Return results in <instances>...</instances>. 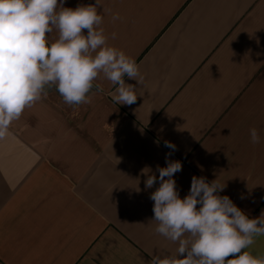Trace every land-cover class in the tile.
<instances>
[{
  "label": "crops",
  "instance_id": "1",
  "mask_svg": "<svg viewBox=\"0 0 264 264\" xmlns=\"http://www.w3.org/2000/svg\"><path fill=\"white\" fill-rule=\"evenodd\" d=\"M80 4L95 0H64ZM102 5L121 17L103 15L108 44L139 66V84L125 77L137 102L115 103L118 85L101 77L90 104L69 106L52 86L10 125L0 139V264H149L175 254L178 242L155 232L150 199L172 152L165 141L182 163L173 177L181 199L195 175L225 184L220 195L250 218L264 211V0ZM144 170L157 176L152 188ZM254 240L245 251L264 257V236Z\"/></svg>",
  "mask_w": 264,
  "mask_h": 264
},
{
  "label": "clouds",
  "instance_id": "2",
  "mask_svg": "<svg viewBox=\"0 0 264 264\" xmlns=\"http://www.w3.org/2000/svg\"><path fill=\"white\" fill-rule=\"evenodd\" d=\"M104 14H110L113 22L121 19L104 8L102 0L74 9L65 7L64 0H0V139L26 108L47 97L52 86L69 106L90 104L88 94L102 77L118 85L112 96L115 103L137 102L136 87L125 83V77L139 84V66L108 44ZM249 135L252 144L261 143L257 128H251ZM164 145L177 150L170 141ZM172 152L166 154V167L157 166L159 187L150 199L155 232L178 242V248L172 255L153 256L149 264H264V257L245 251L255 237L264 236V211L250 218L227 195H220L225 184L195 175L181 199L173 177L182 163L168 158ZM144 174L145 189L152 188L157 176L145 170Z\"/></svg>",
  "mask_w": 264,
  "mask_h": 264
}]
</instances>
